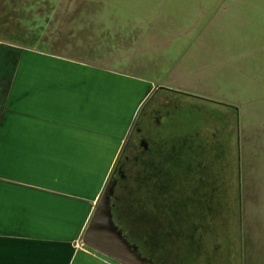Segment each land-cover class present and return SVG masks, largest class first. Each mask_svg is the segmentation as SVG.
Masks as SVG:
<instances>
[{
	"label": "rangeland",
	"instance_id": "rangeland-1",
	"mask_svg": "<svg viewBox=\"0 0 264 264\" xmlns=\"http://www.w3.org/2000/svg\"><path fill=\"white\" fill-rule=\"evenodd\" d=\"M17 8L23 9L21 15ZM31 8L41 11L42 20L62 19L66 34L68 26L87 32L89 43L95 45L93 59L102 58L110 67L150 82L142 106L157 96V104H166L161 98L169 95L182 101L163 114L161 125L152 131L160 138H208V125L219 128L211 131L222 136L221 143L226 140L220 148L226 184L220 218L212 227L237 249L239 192L241 264H264V0H0V22L6 17L13 28L22 26L28 35L7 34L0 27V40L51 52L54 49L35 28L43 21L21 17ZM239 131L251 137L242 145L249 167L241 177ZM138 137L134 132L129 145L134 146ZM222 168L215 161L210 169L216 174ZM215 257L214 264H219Z\"/></svg>",
	"mask_w": 264,
	"mask_h": 264
},
{
	"label": "crops",
	"instance_id": "crops-1",
	"mask_svg": "<svg viewBox=\"0 0 264 264\" xmlns=\"http://www.w3.org/2000/svg\"><path fill=\"white\" fill-rule=\"evenodd\" d=\"M75 56L0 40V264H118L82 235L151 83Z\"/></svg>",
	"mask_w": 264,
	"mask_h": 264
},
{
	"label": "trees",
	"instance_id": "trees-1",
	"mask_svg": "<svg viewBox=\"0 0 264 264\" xmlns=\"http://www.w3.org/2000/svg\"><path fill=\"white\" fill-rule=\"evenodd\" d=\"M19 10V15L23 11L22 8H17ZM32 10V8H31ZM21 11V12H20ZM28 11V10H27ZM1 14V13H0ZM4 14V13H2ZM41 11H33L28 12L25 16L21 17H28L34 20L43 21L42 24L36 25L35 28H40L41 34H43V39L49 46H52L54 50H50L51 52L61 53V54H68V55H77L75 58L79 60H87L88 61H95L99 64H106L104 59H93V52L92 47L95 46L94 44H90L89 42H82L83 39L89 38L87 32H80L75 27L74 30H70L69 26L67 27L68 33H64V27L62 26V19H54V18H46L44 20L41 19ZM7 15V14H6ZM19 19V18H18ZM77 19V18H76ZM75 19V25H77ZM5 22L1 20L0 27L3 32L11 35H20L28 36L25 34L26 29L21 27L13 28L14 25L12 23H7L8 18H3ZM84 20V19H83ZM54 22V23H53ZM74 22V19L70 21V24ZM65 23V22H64ZM90 27V26H88ZM99 30H101V26H99ZM84 30V29H83ZM87 31V30H86ZM79 32V33H78ZM44 36H50L51 39L48 41ZM80 38L81 42L77 43V39ZM76 39V40H75ZM5 41V40H3ZM8 42V41H6ZM12 43V42H8ZM84 43H88V45L84 46ZM16 44V43H12ZM18 45V44H16ZM91 45V46H90ZM90 46V47H88ZM77 47V48H75ZM88 47V49H87ZM83 48L84 53H83ZM74 49L80 50L81 53L74 51ZM102 55L108 56L106 53ZM102 59V60H101ZM180 101V100H179ZM182 102V101H181ZM216 130V129H214ZM243 132V129H242ZM241 134L242 142L239 146V140L236 142L237 147V154L239 158L237 159L238 166H239V176L241 177L245 172L246 166L249 167L248 160L246 159L245 151L242 150V145L244 143H250L251 137L247 134H242L239 131V135ZM244 135L246 137H244ZM195 137V136H193ZM218 135L210 131V135L206 139V142L209 147V154H208V162L212 165L213 162L217 161V156H220L218 160L223 167L220 173V177L223 179V190L225 188V171L224 165L225 161H223V154L224 148L223 144L226 142L221 143L218 139ZM199 142L198 136L196 137ZM191 137L179 136V137H161L159 139H152L149 144V149L145 151V156L143 158L135 159L139 156L135 155V148L133 146L131 157L126 159V162L132 163L134 166H131L133 169V177H132V187L133 192L129 194L130 199L126 203L129 204L131 211L133 213L127 224H135L142 225V226H149L152 229L154 226L158 225L161 227L159 233L154 231L149 232H137L134 234L133 232L130 235L124 234L129 241L136 246L139 247V242L144 241L145 246L148 250H150L152 257L150 259H157L160 261V264H190L191 261H194L193 254L197 255L201 251V248L207 245L211 250L213 249L214 252L210 254L208 260L213 264L216 260V253H223L226 259L228 255L235 256V263L241 264L242 260V253H241V205H240V193L237 194V210H238V231H237V249L231 248L226 240L222 237V231L215 229L212 227L213 221L215 219L220 218V209L221 206L220 201L216 198L210 199L207 203L209 208L208 217L204 220L203 225L206 226L204 230L201 228V221L195 219L194 216L185 214L186 207L189 206L186 199L184 198L186 194V186L185 181L190 178V170L191 166V152L189 149L187 150L188 145H196V141ZM244 142V143H243ZM220 144V145H217ZM198 145V144H197ZM245 146V145H244ZM132 146H130L131 148ZM220 149L218 155L214 154L213 151ZM137 153V152H136ZM200 156V155H199ZM193 159V158H192ZM120 159L117 160L116 166L118 165ZM140 162H144L146 165L144 167L138 166ZM241 163V164H240ZM240 165H242V171H240ZM115 166V167H116ZM211 166L209 167L208 171L214 175V178H217V173H213L211 171ZM226 168H227V161H226ZM141 171H143V175L146 178L145 189L142 186H139L138 181L140 178L139 176L142 175ZM209 172V176L211 175ZM222 173V174H221ZM175 179L173 182L171 179ZM171 180V181H170ZM170 181V182H169ZM142 184V183H140ZM239 184V183H238ZM158 185L161 188L159 194H157ZM216 186V185H215ZM171 188H175L176 196H171ZM160 197V211L159 213H154V204L158 202ZM224 199V196L223 198ZM221 199V200H222ZM226 200V199H225ZM125 203V204H126ZM226 206V202H225ZM189 208V207H188ZM125 212H127L125 210ZM156 212V211H155ZM195 213H193L194 215ZM120 219H122V215H120ZM119 223V222H118ZM120 224V223H119ZM208 226V228H207ZM119 228L123 231V227L119 226ZM221 233V234H220ZM206 243L205 245H203ZM92 250V249H91ZM197 250V251H195ZM221 250V251H220ZM94 251V250H93ZM218 251V252H217ZM96 252V251H95ZM98 253V252H97ZM155 253V257L153 254ZM100 254V253H99ZM157 254V255H156ZM102 255V254H101ZM104 256V255H103ZM106 257V256H105ZM108 258V257H106ZM110 259V258H108ZM221 259V258H220ZM112 260V259H110ZM114 261V260H112ZM154 261V260H153ZM115 263H118L114 261ZM119 264V263H118Z\"/></svg>",
	"mask_w": 264,
	"mask_h": 264
},
{
	"label": "flooded vegetation",
	"instance_id": "flooded-vegetation-1",
	"mask_svg": "<svg viewBox=\"0 0 264 264\" xmlns=\"http://www.w3.org/2000/svg\"><path fill=\"white\" fill-rule=\"evenodd\" d=\"M159 93L160 92H158L157 94ZM171 96L172 95L164 96L163 98L159 96V100L161 99L167 100L166 104H163V103L160 104V101L158 104L155 103L157 101V97H158L157 96L155 98L156 100L154 98H152L151 100L149 99L147 103L142 107L141 113L139 114V117L137 118V121L135 122L136 125L133 127L131 133L128 135L126 142L124 144V147L118 157L120 161L117 167H115L116 166L115 164L114 169L111 173V175L114 173V177L117 180V183L115 186V192H114V195L112 196L113 217H114L115 223L118 226L123 227V233L126 235H130L131 232H133L134 234H136L137 232L145 233L149 231H154L156 233H159L161 229L159 224L154 226L153 229L145 225L144 226L136 225V221L134 225L132 223L127 224L130 221L129 220L130 216L133 214V213H130L132 207L130 208L129 204L127 205L126 200L128 201L130 199L129 194H131L134 191L131 185L132 177H133L132 175L133 169L131 168V166H134V165L130 162H126L127 161L126 159H128V157H131L132 155L131 152H132L133 146L129 144H131V137L134 132L137 133V135H139L137 143L134 144V148L136 149L135 151L137 152V153L135 152V155L139 156L135 158L136 160L139 158H143V156H145L144 152L149 149V144L152 139L160 138L159 135L155 134L152 131H155L157 125L159 124L161 125L160 119L162 118L163 114L166 115L170 113V110H173L177 106V103L181 102L178 100V98L174 96L171 97ZM169 97L171 98L168 101ZM207 129L208 130L210 129L218 130L219 128L215 126L212 129V126L208 125ZM233 129H235L234 131H236V127L235 128L233 127ZM144 131L146 133H142ZM197 136L198 135H187L185 137L196 138ZM169 137H172V136H169ZM175 137L177 136H174L173 138ZM219 137H222V136H219ZM206 139L207 138L205 136H202L199 138V142H198L196 141L198 140L196 138L194 139L196 141V145H188L186 147L187 150L189 149L191 152H194V153L191 154L192 161L189 164L191 166L190 178L185 181L186 194L184 198L186 199L187 203H189V206H188L189 208L186 207L185 214L192 215L195 217V219L200 220L201 228H203L202 230L206 228V226L203 225V222L208 217V214H209L208 212L209 208L207 206L208 205L207 203L209 202L210 199L212 200L213 198H216L221 203L222 201L221 199L223 198V195H222L223 179L220 177V173L217 172V178L215 179L214 175H212V173L208 171L211 164L210 162H208V154L210 151H209V147L206 142ZM130 146L132 147L130 148ZM218 153L219 151H217V155ZM217 159L218 160L220 159L219 155L217 156ZM145 165L146 164L144 162H140L138 166L144 167ZM209 172L211 174L210 176H209ZM143 173L144 172L141 171L142 175L139 176L140 179L138 181H140L139 186L140 187L142 186V188L145 189L146 186L144 182L146 181V178L143 175ZM171 180L175 182V179L172 178ZM160 191H161V188L158 185L157 194H159ZM170 191H171V194H170L171 196H176L175 188H171ZM158 198H159L158 202L154 204V213H159L160 211V197ZM125 210L127 212H125ZM193 213L195 214L193 215ZM120 215H122V219H120ZM144 243H145L144 241H140L138 248L143 256L151 258L152 254L150 250L147 249ZM205 244L206 243H204L203 245ZM213 252H214L213 249L211 250L207 245H205L204 247L201 248V251L199 253L197 252V255L193 254L195 258H194V261L190 262V264H211L208 258L210 254H212ZM222 252L216 253L217 260L220 262V263L218 262L219 264H234L235 263L234 252H233V255L232 254L228 255L227 259L224 256H222L223 255ZM153 257H155V253L153 254ZM153 260L155 264H160L159 260L157 259H153Z\"/></svg>",
	"mask_w": 264,
	"mask_h": 264
},
{
	"label": "water",
	"instance_id": "water-1",
	"mask_svg": "<svg viewBox=\"0 0 264 264\" xmlns=\"http://www.w3.org/2000/svg\"><path fill=\"white\" fill-rule=\"evenodd\" d=\"M116 183L113 173L82 235V243L119 264H155L152 259L141 254L138 246L128 240L114 221L112 196Z\"/></svg>",
	"mask_w": 264,
	"mask_h": 264
},
{
	"label": "built area",
	"instance_id": "built-area-1",
	"mask_svg": "<svg viewBox=\"0 0 264 264\" xmlns=\"http://www.w3.org/2000/svg\"><path fill=\"white\" fill-rule=\"evenodd\" d=\"M81 247H83L84 249H89V248L86 247L83 243H81Z\"/></svg>",
	"mask_w": 264,
	"mask_h": 264
}]
</instances>
